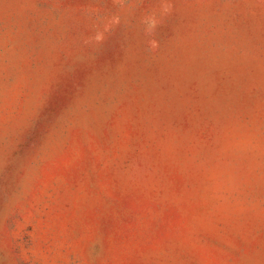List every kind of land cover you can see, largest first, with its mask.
Wrapping results in <instances>:
<instances>
[{
    "label": "rangeland",
    "instance_id": "374dc122",
    "mask_svg": "<svg viewBox=\"0 0 264 264\" xmlns=\"http://www.w3.org/2000/svg\"><path fill=\"white\" fill-rule=\"evenodd\" d=\"M0 264H264V0H0Z\"/></svg>",
    "mask_w": 264,
    "mask_h": 264
},
{
    "label": "clouds",
    "instance_id": "9594fccd",
    "mask_svg": "<svg viewBox=\"0 0 264 264\" xmlns=\"http://www.w3.org/2000/svg\"><path fill=\"white\" fill-rule=\"evenodd\" d=\"M162 11H161V15L157 16L155 14L149 15L147 17H145L144 19V23H145V34L148 36H152L153 34L156 33V29L163 23V20L161 19V16H166L168 14H170V9L169 8H164L163 4H162ZM95 39L97 41H101L103 39V37L101 35H97L95 37ZM149 47L155 51L156 49L159 48V43L156 39H150L148 41Z\"/></svg>",
    "mask_w": 264,
    "mask_h": 264
}]
</instances>
